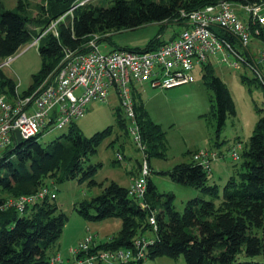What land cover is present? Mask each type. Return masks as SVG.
Listing matches in <instances>:
<instances>
[{
  "label": "trees",
  "instance_id": "16d2710c",
  "mask_svg": "<svg viewBox=\"0 0 264 264\" xmlns=\"http://www.w3.org/2000/svg\"><path fill=\"white\" fill-rule=\"evenodd\" d=\"M81 1L85 0H43L36 6L37 15H28L30 5L25 0H17L18 11L7 10L0 3V66L24 45L38 38L52 21L71 11L57 23L55 32H47L38 40L41 68L32 76L31 85L20 94L21 97L29 95L56 72L66 50L83 53L94 37L98 38V43L109 42L112 33L150 24H158L161 32L170 24L182 29L187 25V20L180 17L182 12L189 14L223 0H96V4L87 1L79 5ZM228 1L242 5L264 0ZM214 31L233 47H238L233 36L221 29ZM161 32L142 50H112L155 49L166 42L162 41ZM261 39L264 41V34ZM213 68L204 66L200 73L204 85L213 95L210 110L218 133L226 119L235 115V109L228 88L214 74ZM0 77V95L12 102L17 93L16 85L3 75L1 69ZM242 81L245 83V79ZM132 97L148 160L164 157L165 132L150 120L141 102L137 103L135 88ZM257 112L260 114L258 121L239 156V165L232 167L233 174L221 196L218 185L209 182L211 171L191 159L161 173L173 182L199 192L200 195L186 201L181 212L173 205V195L160 194L149 177L142 202L129 196L128 188L110 182L99 195L79 203L75 210L85 220L119 218L122 227L116 236L104 243L94 240L86 252L76 255L70 252L75 264L99 251L132 249V241L137 237L147 239L146 255L144 259L128 264H143L145 259L162 257L173 260L183 257L186 264H264L252 260L264 253V233L262 237L258 236L263 230L264 214V109ZM115 113L119 130L130 137L122 109L117 108ZM111 133L108 127L85 137L72 123L68 132L45 146L38 136L20 142L12 137L11 145L0 155V264H49L51 257L59 255L54 252V247L67 217L55 199L36 200L23 212L5 207V204L9 199L35 195L42 187L52 189L54 185L69 181L88 180L90 186L95 185L93 177L101 165L89 161ZM150 219H154V226ZM147 233L152 236L146 237Z\"/></svg>",
  "mask_w": 264,
  "mask_h": 264
},
{
  "label": "rangeland",
  "instance_id": "374dc122",
  "mask_svg": "<svg viewBox=\"0 0 264 264\" xmlns=\"http://www.w3.org/2000/svg\"><path fill=\"white\" fill-rule=\"evenodd\" d=\"M25 1L30 5L28 15L31 13L34 15L36 6L43 0ZM87 1L97 3L96 0H85L81 1L79 5H83ZM0 3L7 10L18 11L17 0H0ZM237 11L239 12V10ZM70 12L68 11L56 21H52L44 31L55 32L57 23ZM239 15L243 19L240 12ZM180 30L181 27L171 24L163 32L158 24L123 30L112 33L109 42L100 43V49L103 52L114 48L142 50L157 37L158 33H162V41H168L175 32L178 33ZM254 43L255 40H252L249 51L256 59L258 44ZM31 45L32 42L24 45L13 57L5 60L0 68L3 75L15 83L18 95L29 88L32 76L37 74L41 68V58L37 47ZM213 69L214 74L228 88L235 109V115L226 119L225 125L218 133L216 121L210 110L213 95L204 85L200 71L195 70V82L190 85L162 90L152 88L149 84H142V89L135 91L137 103L141 102L150 120L160 125L165 132L166 152L164 157H150L149 160L146 157V163L150 170L149 179L160 194L173 195V205L179 212L183 210L186 201L200 194L191 187L173 182L168 176L161 173L171 171L177 164L190 161L198 150L214 151L217 153L218 159L210 163L209 182L218 185L221 196L228 178L233 174V165H239L240 162V160H232L231 152L234 149L241 156L258 121L260 114L257 111L264 109V89L248 68L241 67L240 70H233L226 64H215ZM243 79H245V83L242 81ZM117 108H120L119 100L111 90L105 102L89 103L87 114L75 122L85 137H90L108 127L112 131L89 161L91 164L101 165L93 177L95 185L90 186L88 180L83 182L75 180L54 185L52 188L56 195L54 202L67 217L61 236L54 247V252L60 255L64 264L72 262L75 264V258L70 252L86 235L95 236L97 243H104L116 236L122 227L119 218H108L101 221L85 220L75 210L78 204L99 195L110 182L128 188L134 180L140 178V168L138 167L137 173L135 171L137 162L139 164L142 162L143 155L132 143L131 138L119 130L115 113ZM66 132H68V127L41 133L38 139L45 146ZM190 152L192 155L189 156ZM117 153H121L122 161H116ZM133 173H136L134 180H132ZM263 233L264 214L263 230L258 232V236L262 237ZM145 236L149 237L152 234L147 233ZM252 260L264 263V253ZM95 264L101 263L96 262ZM143 264L186 263L183 257L176 260L162 257L156 260L145 259Z\"/></svg>",
  "mask_w": 264,
  "mask_h": 264
},
{
  "label": "built area",
  "instance_id": "2783aa9c",
  "mask_svg": "<svg viewBox=\"0 0 264 264\" xmlns=\"http://www.w3.org/2000/svg\"><path fill=\"white\" fill-rule=\"evenodd\" d=\"M180 17L187 20L186 27L155 49L103 52L97 37H94L86 52L66 50L56 72L29 95L21 97L15 93L12 102L0 96V155L11 145L15 131L19 132L22 140H26L41 133L62 130L83 118L89 103L105 102L113 90L128 121L131 141L143 155L140 178L128 187L129 196L142 202L150 170L134 113L132 89L135 86L149 84L152 88L169 90L190 85L195 82V70L201 71L208 65L226 64L233 70L248 68L264 87V41L261 39L264 34V1L239 5L223 0L189 14L182 12ZM215 29L233 36L238 47L219 37ZM45 33L42 32L31 46L38 47V40ZM252 40L260 43L256 59L249 51ZM231 158L233 161L239 160L234 149ZM217 159V153L208 150H198L193 156V160L206 170H210V163ZM116 160H123L121 154H116ZM44 198L55 199L56 196L49 187H42L35 195L9 199L5 207H14L18 212H23L27 205ZM150 223L154 226V219H150ZM94 240L95 236L86 235L71 253L76 255L88 251ZM146 247L147 239L137 237L132 241V249L99 251L77 261V264L138 262L145 258ZM49 264H62L60 256L51 257Z\"/></svg>",
  "mask_w": 264,
  "mask_h": 264
},
{
  "label": "crops",
  "instance_id": "0c3cea01",
  "mask_svg": "<svg viewBox=\"0 0 264 264\" xmlns=\"http://www.w3.org/2000/svg\"><path fill=\"white\" fill-rule=\"evenodd\" d=\"M34 15H37V8H36V12H35ZM254 44H260V43H259V42H255ZM257 48H258V46H257ZM256 50H257V49H256ZM146 85H147V84H146ZM139 86H140V88H139ZM134 88H135V91H137L136 89H142V88H141V85H137V86H135ZM114 96H115V94H114ZM115 97H116V96H115ZM87 112H88V111H87ZM86 114H87V113H86ZM187 162H189V161H187ZM137 164H138V165L136 166V171H135L136 173L138 172V167H139V163H138V162H137ZM133 170H135V169H133ZM136 173H135V174L133 173L134 175H133V177H132V178H133L132 180H134V178L136 177ZM130 183H131V182H130ZM125 188H126V187H125ZM57 254H58V253H57ZM72 263H73V262H72ZM72 263H69V264H72ZM101 264H102V263H101ZM103 264H104V263H103Z\"/></svg>",
  "mask_w": 264,
  "mask_h": 264
},
{
  "label": "water",
  "instance_id": "95a60500",
  "mask_svg": "<svg viewBox=\"0 0 264 264\" xmlns=\"http://www.w3.org/2000/svg\"><path fill=\"white\" fill-rule=\"evenodd\" d=\"M14 134H15L16 141L17 142H20L22 140V138H21L19 132L18 131H15Z\"/></svg>",
  "mask_w": 264,
  "mask_h": 264
},
{
  "label": "bare ground",
  "instance_id": "6f19581e",
  "mask_svg": "<svg viewBox=\"0 0 264 264\" xmlns=\"http://www.w3.org/2000/svg\"><path fill=\"white\" fill-rule=\"evenodd\" d=\"M118 161V160H117Z\"/></svg>",
  "mask_w": 264,
  "mask_h": 264
}]
</instances>
